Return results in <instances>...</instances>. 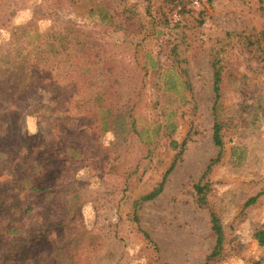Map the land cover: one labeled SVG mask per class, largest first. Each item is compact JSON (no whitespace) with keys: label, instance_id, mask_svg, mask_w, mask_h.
<instances>
[{"label":"rangeland","instance_id":"obj_1","mask_svg":"<svg viewBox=\"0 0 264 264\" xmlns=\"http://www.w3.org/2000/svg\"><path fill=\"white\" fill-rule=\"evenodd\" d=\"M262 32L264 0H0V121L10 132L4 136L0 126V152H9L0 157V197L16 203L6 199L33 161V176L70 168L71 213L92 242L72 248L66 228L69 251H50L43 240L32 250L24 234L17 247L28 259L21 264L44 251L57 253L59 264H264L254 237L264 222V51L243 47L248 36L264 46ZM33 55L44 61L26 59ZM216 60L217 115L226 125L222 155L212 162ZM111 66L118 109L95 132L83 112L95 101L90 88L109 78ZM78 76L82 91L72 90ZM57 83L63 87L53 94ZM65 137L79 156L60 151ZM160 182V192L143 200ZM198 182L205 205L196 201ZM57 198L53 191L37 201L22 228L52 213L45 204ZM211 210L224 238L220 255L207 260L215 243Z\"/></svg>","mask_w":264,"mask_h":264},{"label":"trees","instance_id":"obj_2","mask_svg":"<svg viewBox=\"0 0 264 264\" xmlns=\"http://www.w3.org/2000/svg\"><path fill=\"white\" fill-rule=\"evenodd\" d=\"M77 36L75 35V38ZM260 39L263 40L264 42V32L260 34ZM76 44L79 47L83 46V42L81 40H78ZM257 44V45H256ZM256 46L258 49H261L264 51V46L262 43L258 41H252L251 38L248 36L247 41L245 44H243V47L247 49L249 46ZM51 50V49H50ZM253 52L252 50H250ZM36 55H33L32 57L26 58L28 61H34V62H41L44 61V57L41 56L39 60L36 59ZM3 60V59H2ZM7 64L10 67L14 66V62L11 61L10 59H4L2 61L3 64ZM217 60L213 61L212 66H213V103H212V112H213V125H212V142L215 146H217V154L216 157L212 160L216 161L218 160L223 152V128L226 125V122H224L223 119L218 118V108H219V97H220V81H221V67L218 66ZM37 67L39 68L40 65L37 64ZM92 70L91 68L88 70ZM113 68L112 66L110 69H108V72L106 73L109 78L106 80H101L99 84H94L92 88H90V94H91V100H95L94 103L90 102L86 105L85 110L83 112L86 117L88 116V123L90 124L89 127L92 128L95 132L101 130L103 131L106 130L109 127L110 122L113 123L114 120H110L114 113H116L118 107L115 104L114 100H117V94H116V87H114L113 80L116 77V73H112ZM112 75V76H111ZM111 76V78H110ZM79 79L81 80V83L78 84V81L72 80L74 82V85L72 86V90H84L86 89L84 85L82 84V78L78 76ZM85 77V76H84ZM83 77V78H84ZM51 80V77L46 75L45 80ZM88 79V78H85ZM79 80V81H80ZM89 82V80H87ZM63 86L60 83H57L56 86L53 88V94L60 90ZM83 88V89H82ZM19 89V88H17ZM116 97V98H115ZM87 109V110H86ZM2 117V115H0ZM3 118V117H2ZM82 118L86 119L85 117L82 116ZM80 120V119H79ZM6 121L4 120L3 122L0 121V126H4L2 128V133L6 137L10 134L9 132V126L6 125ZM168 137L170 138V143L172 144L173 147H176L178 145L177 141L175 138H172V133L169 132L167 133ZM29 137V136H28ZM27 136L23 137V140L28 139ZM67 137L64 138V142L58 144V148L60 151L65 154H71L73 153L74 156H79L80 154L78 153V147L73 148L71 146L67 145ZM18 153V152H17ZM17 153L12 155L11 161L14 162V160L17 157ZM64 154V153H63ZM8 155L9 152L7 150H2L0 152V157H4ZM11 155V154H10ZM63 160L61 163L62 165H66V161ZM27 165V162L23 160L22 162H15L14 167L15 171L14 174L11 172L9 174L15 175L19 169L23 165ZM31 166H27V170L29 174H26L25 176L22 175L21 177L23 180L22 185H17L14 187V189L10 190L12 191V194L9 195V198L6 200H15L16 203H10L6 204V201L3 197H0V264H21V259H28L27 255H23L22 252H20L18 249L19 246H21V241L23 240V235L28 234L31 237V247L32 250H36V246H38L39 241L43 240L46 245H51L50 251L53 249H59L60 247H64L65 250L69 251L70 250V245L66 242L68 240L69 236L72 235L73 239L69 240L70 242L73 241L75 243V246L72 245L73 247H77L81 243H88V245H92V242H88V236L85 231H82L77 228V217L76 214L71 213V210L74 208V203L72 202L75 197H76V186L71 180V169L68 168V171L66 169L57 172L53 171L51 174H49L45 170H39L38 175L33 176L35 171L38 169L39 164H37L36 161H33ZM212 163H209L204 171V174L208 173V171L211 168ZM67 171V173H66ZM47 175L48 181L46 184L41 182L40 180L43 178L44 175ZM203 174V175H204ZM19 176V174H18ZM45 179V178H43ZM162 187V182L159 183L157 187H155L153 190L148 192L147 194L142 196V199H150L157 195ZM204 185L198 183L194 184V189L196 192V201L199 205H205L206 200H205V193H204ZM53 188V189H52ZM50 190L49 192H47ZM55 192L56 195H58L57 199L52 200L50 204H45L49 205L52 209L53 212L42 216L39 215L40 219L37 221L36 226H33L29 228L27 231L22 228V222L24 218H29L33 217L34 215L36 216V207L38 206L39 200L41 202H44L42 198L47 196V194L51 192ZM254 198H251L249 202H251ZM61 201L62 204L60 202ZM57 202V204H56ZM248 202V203H249ZM62 214H59V212ZM66 213H69L66 215ZM59 220V221H58ZM209 222H210V230L211 233L215 237V243L214 246L211 250V252L207 255V260L214 259L218 257L221 253L222 250V244H223V230L221 223L219 221V218L217 214L214 211L209 212ZM58 228H60L58 230ZM66 228H71L72 232L71 234L67 237V235H64L63 231ZM55 230H57L58 234L53 233ZM53 233V234H52ZM53 235L52 238L50 235ZM146 235V234H145ZM254 237L257 241V243L260 246H264V222L257 228V230L254 232ZM54 240V242L51 243V241ZM18 246L16 250L13 252L11 250L12 246ZM53 246V247H52ZM7 249V250H6ZM4 250L8 251L7 255H4ZM48 255V252L42 254V253H37L36 256L37 258L34 260V257H29V260L33 264H59L58 260L54 261L52 259H55L57 253L55 256H49L45 257ZM14 258V260H12Z\"/></svg>","mask_w":264,"mask_h":264}]
</instances>
